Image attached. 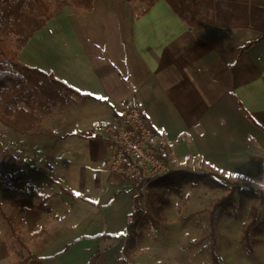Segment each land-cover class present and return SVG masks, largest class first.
I'll return each instance as SVG.
<instances>
[{
	"label": "crops",
	"instance_id": "1",
	"mask_svg": "<svg viewBox=\"0 0 264 264\" xmlns=\"http://www.w3.org/2000/svg\"><path fill=\"white\" fill-rule=\"evenodd\" d=\"M145 7L63 6L18 52L88 98L28 134L0 124V264H123L125 240L109 237L127 233L136 190L99 167L108 150L95 128L127 99L168 140L171 172L264 190V39L242 51L258 32L189 27L164 0ZM163 242L176 243L140 235L129 264H186L158 259Z\"/></svg>",
	"mask_w": 264,
	"mask_h": 264
},
{
	"label": "trees",
	"instance_id": "2",
	"mask_svg": "<svg viewBox=\"0 0 264 264\" xmlns=\"http://www.w3.org/2000/svg\"><path fill=\"white\" fill-rule=\"evenodd\" d=\"M94 0H70L71 5L79 10L91 11ZM133 1V0H126ZM146 7L141 14L146 13L156 1L142 0ZM172 11L189 27H219L229 29H251L260 34L259 38L248 43L241 50H245L253 44L264 39V0H164ZM0 124L12 129L15 133L28 134L35 130L46 118L52 109L64 106L67 100L75 98L84 100L87 95L81 94L69 85L54 77L51 73L27 66L18 61V52L26 45L33 34L43 28L50 20L54 12H49V3L45 0H0ZM66 6V4H64ZM16 36L18 42L16 49L11 48L5 42L2 34ZM32 170V169H31ZM34 171V170H33ZM38 172V171H36ZM202 183L212 189L228 191V195L222 197L214 204V208L226 209L233 206L232 196L238 192L251 195L262 193L249 188H241L238 185L223 184L206 174L191 173L185 171H172L167 176L152 184V187L162 185L165 189L172 188L179 197L182 195L183 185L192 187ZM68 193V192H66ZM160 198V197H159ZM261 195V201H263ZM134 210L130 216L127 233L122 236H111L116 240L123 238V264H129L130 251L135 248L136 240L140 236L136 231L142 218L139 206V197L134 196ZM167 201L163 200V205ZM161 208L153 209V217L157 218ZM153 227H157V220L148 216ZM256 220L248 223L243 232L242 241L245 249L252 254L250 245V233L254 230ZM211 245L209 254L212 264H221L215 251L214 221L210 220ZM201 239L194 242L199 245Z\"/></svg>",
	"mask_w": 264,
	"mask_h": 264
},
{
	"label": "rangeland",
	"instance_id": "3",
	"mask_svg": "<svg viewBox=\"0 0 264 264\" xmlns=\"http://www.w3.org/2000/svg\"><path fill=\"white\" fill-rule=\"evenodd\" d=\"M45 1L49 3V12L53 11L54 14L61 10L64 4L72 6L70 0ZM2 37L8 46L16 49L18 44L16 36H9L5 33L2 34ZM47 119L45 120L47 121ZM2 154L4 153L2 143H0V156ZM183 187L182 190H186V193L179 197L172 188L165 189L162 185L149 188L145 196L140 197L139 206L142 210L146 208V216L142 217L136 227L137 233L142 236L149 235L153 240H159L162 237L176 242L175 244L167 242L158 244V246L169 247L166 251L156 250L155 256L158 259L163 257L162 259L166 262V256L169 260H175L172 257L181 256L184 257L186 264H211L209 254L212 242L210 220L213 219L215 250L221 264L264 263V200L261 201V195L264 198V194L246 195L236 192L232 196L233 206L222 209L214 208V204L222 197L227 196L228 191L212 189L200 182L194 187L190 184L183 185ZM163 200L167 201L166 205H163ZM159 207L162 209L161 213L155 218L153 209ZM148 216L157 220V227L151 225ZM253 219L256 220L254 230L250 233V245L253 252L249 254L245 249L242 236L248 223ZM201 239H204L202 243L194 245V242ZM183 240H185L183 251L177 252V249L171 248L180 246L179 244H183ZM203 244L205 246L200 249L199 246ZM180 250L182 249L180 248ZM198 251H200L199 255H197ZM179 253L184 255H179Z\"/></svg>",
	"mask_w": 264,
	"mask_h": 264
},
{
	"label": "built area",
	"instance_id": "4",
	"mask_svg": "<svg viewBox=\"0 0 264 264\" xmlns=\"http://www.w3.org/2000/svg\"><path fill=\"white\" fill-rule=\"evenodd\" d=\"M95 133L107 141L108 151L99 167L129 182L139 200L153 183L171 172L169 142L149 122L135 99H127L123 111L111 120L99 121ZM181 137L189 140L188 133ZM144 216L146 208H141V218Z\"/></svg>",
	"mask_w": 264,
	"mask_h": 264
},
{
	"label": "snow or ice",
	"instance_id": "5",
	"mask_svg": "<svg viewBox=\"0 0 264 264\" xmlns=\"http://www.w3.org/2000/svg\"><path fill=\"white\" fill-rule=\"evenodd\" d=\"M77 91H79V89H77ZM100 99H106V97H100ZM75 195L80 196L81 194L79 192H77V193H75Z\"/></svg>",
	"mask_w": 264,
	"mask_h": 264
}]
</instances>
